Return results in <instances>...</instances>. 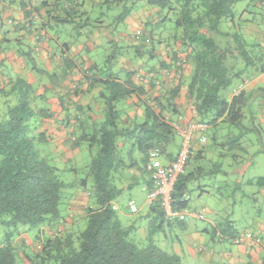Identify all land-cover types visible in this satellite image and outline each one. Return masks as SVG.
<instances>
[{"label": "trees", "instance_id": "trees-1", "mask_svg": "<svg viewBox=\"0 0 264 264\" xmlns=\"http://www.w3.org/2000/svg\"><path fill=\"white\" fill-rule=\"evenodd\" d=\"M146 1L161 9L168 8L175 18L178 29L175 40L181 44L186 52V63L192 67L187 88L197 120L208 124L222 120L241 126L245 94L241 91L228 97L225 92L236 79H243L242 74L248 67L256 64L257 55L254 56V45L244 33L232 29L223 31L221 24L234 20L235 5L243 0ZM70 3L69 11L72 1ZM129 12L125 8L118 20H124ZM69 15L70 12L60 15L57 11L53 18L64 21ZM37 32L49 40L42 27ZM141 38L140 45L134 47L135 56L153 57L155 45L152 38L147 35ZM115 52L117 54L118 49ZM176 53L174 59H177ZM260 54L264 67L262 46ZM112 58L113 55L109 61ZM179 63L182 65L184 61ZM179 63L174 64L180 67ZM33 67L39 73H46ZM124 71L123 76L112 73L105 78L92 79L93 84L102 86L99 92L101 116L83 119L84 107L80 106V117L77 115L76 119L72 147L87 144L90 152L96 151L86 166L87 176L93 178L94 199L93 205L86 210L87 226L77 235L58 232L59 227H56V231L44 239L43 249L34 255L33 264H182L177 253L162 249L153 237L164 229L166 222L170 225L174 222L184 224L185 221H170L156 203L150 204L155 217L148 231L149 243L139 246L131 237L134 227L122 225L113 204L123 191L120 186L123 173L133 166L147 169L150 150L158 148L164 155L174 142L177 132L172 120L166 118V112L179 114L177 98L181 87L165 89L150 102L145 101L144 119L132 120L124 126L117 103L132 95L146 94L144 87L133 79L137 71ZM146 77L144 82L154 88V80L158 77ZM36 92L34 83L26 77L3 79L0 74V225L5 228V232L0 233V264L17 263L13 240L23 230H39L41 226L54 222L60 224L64 191L88 186L87 177L72 182L62 180L63 170L40 153L38 146L48 142L45 132L38 131L41 118H51L53 113L39 102L44 97ZM134 152H138L139 158L133 156ZM192 154L185 173L175 185L173 198L177 209L187 208L191 183L209 173L202 166L193 167V162L197 164L200 158L196 155L192 158ZM188 166H191L189 171ZM217 168L220 169V165ZM257 183H264V178Z\"/></svg>", "mask_w": 264, "mask_h": 264}, {"label": "crops", "instance_id": "crops-1", "mask_svg": "<svg viewBox=\"0 0 264 264\" xmlns=\"http://www.w3.org/2000/svg\"><path fill=\"white\" fill-rule=\"evenodd\" d=\"M70 1H72L71 11L66 7ZM250 1H257L258 12L256 15H253L254 12L248 10L246 6L242 13L239 10L236 11L234 20L228 24L230 29L244 33L245 38L254 45L252 49L254 56L257 55L256 64L251 69L248 67L244 71V73L249 72L250 76L241 79L240 84L238 82L237 89L244 92L246 105L251 98H259L257 110L260 112V121L264 122V67H262V54H260L264 33V7L262 6L264 1H262V4L261 0ZM87 4L86 0H0V74L3 79L23 76L34 83L37 88L36 94L44 97L39 102L53 113L51 118H41L42 125L38 131L45 132L48 138L46 144L51 145L52 150L61 154L65 159L71 158L77 152L75 150L78 149L68 150L65 145L69 142L71 132L74 131L77 125V115L80 117L79 107H84V112L81 114L83 119L89 120L101 116L102 101L99 98V92L102 86L97 83L93 84L92 79L105 78V75L112 73L122 75L121 73L125 70L126 65L121 62L118 69H112L107 73L105 66L101 65L97 49L101 48L106 42L114 49L113 59L119 56L122 58L121 50L132 47V38L135 40L140 34H149L148 32H151L150 25L155 24V20H152V22L146 17V15L154 17L155 11L146 5H141L136 12H130L124 20L117 21H122L124 24V29L122 27V30L118 31L119 36H114L113 39L105 38L103 36L105 32L103 24L98 25L95 30H90L88 34L85 32V27L88 25L85 24L81 35L80 32H75V24L76 19L87 12H84ZM57 11L60 15L66 12H70V15L64 21L56 20L53 16L57 15ZM144 18H146L145 23H143ZM237 18L240 20L239 22L236 21ZM71 26L73 31H71ZM39 27H42L43 31L49 36V40L42 42L41 45H39L36 38ZM155 32H157L156 35L151 33L147 36L152 39L159 37L160 31L155 29ZM70 33L77 36L73 37ZM116 39L119 41L126 39L125 41H129V43H125L123 47L121 45V48L119 41ZM173 39L175 40V34ZM38 45L40 47L37 49ZM116 49H118L117 54ZM182 58L186 63V52H180L179 59L174 60L167 55L165 46L158 44L155 46L153 57L146 55L143 58L129 59L131 63L127 69L137 71L133 79L137 84L144 87L146 94L141 96L132 95L125 99L120 111L122 125L127 126L132 120L142 121L145 114V101L150 102V99L160 95L165 89L178 85L181 87L180 95L177 98L179 114L174 115L166 112V118L171 119L173 123L178 121L183 126L192 120L198 119L188 97L187 86L192 67L187 64L183 73H176V70L180 71V68L174 63L176 61L178 63L179 61L182 62ZM144 61L145 64H143ZM33 66L50 75L37 72ZM146 76L158 77L154 80L158 86L152 88L149 83L144 82ZM248 116L249 111H244L243 118ZM219 122H222V120L209 124V127L217 125ZM207 141L208 139L205 143L200 142L197 135L194 139L192 157L198 156L200 159L197 160V166L204 167L206 173H209L207 176H201L199 180H194L191 186L196 187L200 194L212 195L209 185L212 183V177L221 170V165L214 163L215 171H213L208 170L204 164H201V162L205 163L206 161L211 164L215 160L212 157L213 155L211 156ZM180 145L174 151L167 150V153L161 156L162 162L166 164L173 161ZM241 149L243 152H247L243 147ZM133 156L139 158L140 155L138 152H134ZM217 165H220V169L217 168ZM190 168L191 166H188L187 170L189 171ZM127 171V173H125L126 171L123 173L121 187L129 188L133 184L141 185L142 188L152 187L147 169L133 166ZM259 185L262 186L261 189L264 195V183ZM90 196L93 197V192L85 193L80 188L75 189L68 194L67 197H70L69 202L66 203L62 211L60 210L62 218L60 224L54 222L53 224L43 225L35 231L25 229L20 235L16 236L13 245L16 248L17 260L20 259L24 264H33L34 255L43 249L44 239L46 236L52 235L56 227L61 226L63 233L75 234L76 223L81 215L86 214ZM148 205L149 212L146 214L145 219L147 226L138 224L139 221L136 220L130 224L134 227L131 233L134 240L135 238L137 240L139 233L142 234V238L148 237L150 223L155 217L149 202ZM207 212L213 216L210 224L216 231L215 234H218L221 239L235 236L227 228L219 229L216 227L215 220L219 212L210 208L207 209ZM182 225L186 226L185 223ZM263 231H255V233L261 234L264 233ZM207 232H209L208 228L203 229V233ZM199 239L203 241V236H200ZM237 246L236 251L223 253V264H264V243L252 240ZM173 251L180 255L181 259L189 258L193 261H199L200 258L205 257L209 262L211 257L205 246L196 242L177 243Z\"/></svg>", "mask_w": 264, "mask_h": 264}, {"label": "rangeland", "instance_id": "rangeland-1", "mask_svg": "<svg viewBox=\"0 0 264 264\" xmlns=\"http://www.w3.org/2000/svg\"><path fill=\"white\" fill-rule=\"evenodd\" d=\"M87 5L85 7L84 14H81L76 19V33L80 32L82 35V29L84 25L85 32L88 34L89 31L95 30V28L103 24L105 32L103 33L105 38L113 39L114 36H119L118 31L124 29V24L122 21L117 22L119 15L128 8L130 12H136L141 5H146L155 11L154 17L148 16L149 21L155 20V24L150 25L151 32L149 34H157L155 29L160 31L159 37L151 39L153 45L163 44L167 50V55L174 59V53H176L177 59H179V53L183 52L182 46L179 42L173 39V35L178 33V29L174 23V17L168 8L161 9L157 6L151 5L146 0H125L120 2L118 0H86ZM260 5V4H259ZM247 6L248 10L254 12L256 15L258 12L257 1L243 0L237 2L235 5V13L239 10L242 13L243 9ZM129 12V13H130ZM240 14V13H239ZM238 14V17H239ZM156 15V16H155ZM240 20L237 18L236 20ZM146 22V18L143 19V23ZM153 22V21H152ZM230 21H223L221 24V30L226 31L230 29ZM117 26H116V25ZM71 31L73 28L71 26ZM130 33V31H128ZM147 34V35H149ZM71 36L76 37L77 35ZM171 35V36H170ZM143 35L140 34L139 37L132 38L131 45L127 49H122V58L119 56L111 61L108 60L114 52V49L105 42L97 49V54L99 55V60H101V65L105 66V70L109 73L112 69H118L119 66L125 63V70L130 66L131 61L129 59L136 58L134 45H140L142 42ZM166 38V39H163ZM117 40V39H116ZM126 39H121L119 41L120 47L129 43L125 41ZM137 43V44H136ZM149 44V42H147ZM150 46V45H149ZM175 56V57H176ZM117 57V56H116ZM175 60V59H174ZM183 63V58L181 59ZM135 61V60H133ZM132 61V63H133ZM146 62L144 61L143 64ZM188 63H183L180 65V71L176 70V73H183L184 69L187 67ZM124 67V66H123ZM252 67H250L251 69ZM122 76L125 71L121 73ZM248 73H243L242 78L245 79L249 77ZM241 79L235 80L234 84L227 89L225 94L228 97L233 96V92L238 88V82ZM239 82V84H240ZM158 86L157 83H155ZM156 97V96H155ZM259 98L254 97L248 100L246 108L244 106V111H249V116L242 119L241 126L231 125L230 122L223 121L219 122L217 125L209 127L205 134L207 135V146L211 151V156L215 159L211 164L201 162L205 165L208 170L215 171L214 163L221 165V170L212 177V183H210V188L212 195L200 194L196 187L191 186L190 192L188 194L189 204L187 206V211L190 215L187 216L185 220L186 226L174 222L168 225L166 222L164 229L159 230L155 233L153 241L160 246L162 249L169 252H173L174 247L177 243H198L203 244L211 255L208 260L200 258L198 261H193L189 258H182L183 264H223V253L227 251H236L237 244L234 243V237L237 233L243 231H251L253 233L262 232L264 230V195L262 193V186L257 183L260 178H264V122H261L260 112L257 110ZM125 100H121L117 103V108L121 111ZM76 130V127L75 129ZM74 131L71 132L70 140L65 145L67 149L74 151L72 147V142L75 137ZM181 144V137L178 133L175 134V139L172 144L168 146V150L174 151ZM181 146V145H180ZM241 147H243L247 152H243ZM41 154L46 155L49 162L52 165L62 169L61 178L65 182L80 181L82 178L87 177L88 186L86 188H80L82 192L90 193L93 191V178L87 176L86 166L90 163V160L95 155L90 152L87 144H82L78 149H76L71 158H64L61 154L56 153L52 150L51 145L46 143L38 146ZM194 157V156H193ZM192 157V158H193ZM162 160V157H161ZM196 167L195 162H193ZM122 186V184H120ZM73 190L64 191V198L60 205V210L65 207L66 203L69 202L70 197H67L69 193ZM93 197H89L88 204L93 205ZM130 200H134L138 211L132 213L129 210L128 203ZM114 206L117 207V214L125 228H129L135 220L139 221L138 224L147 226L146 224V214L149 212V205L146 197V192L143 190L141 185L133 184L129 188H123L121 195L113 202ZM213 209L219 212L216 217L217 228L224 229L227 228L231 234L235 235L233 238H220L218 234H215L212 225L210 224L211 218L213 217L207 212V209ZM203 213V218L195 217L191 212ZM87 226V217L81 215L75 226L76 235L83 231ZM208 228L209 232L203 233V229ZM56 229H54V232ZM0 232L3 234L5 228L0 225ZM133 232V231H132ZM264 232V231H263ZM63 233V232H62ZM66 234H68L66 232ZM263 234V233H261ZM137 240L135 242L139 246H146L149 243L148 237L142 238V234H138ZM203 236V241H200L199 237ZM131 237L133 238L132 234ZM248 242V241H247ZM246 243V242H245ZM244 244V243H243ZM242 245V244H241ZM180 256V255H179ZM249 262V260H248ZM16 264H24L20 259L17 260ZM246 264V263H242Z\"/></svg>", "mask_w": 264, "mask_h": 264}, {"label": "built area", "instance_id": "built-area-1", "mask_svg": "<svg viewBox=\"0 0 264 264\" xmlns=\"http://www.w3.org/2000/svg\"><path fill=\"white\" fill-rule=\"evenodd\" d=\"M71 6V3H67V8ZM138 37V36H137ZM36 38L39 45L47 40V37L40 32L36 33ZM37 46V49L40 46ZM262 53L264 64V33L262 38ZM241 89L234 90V95H238ZM176 132L181 137L180 149L170 163H163L161 160V151L158 148L151 149L149 152V161L147 169L152 181V187H144L146 192L147 201L150 204L156 203L163 211L166 219L170 221H185L190 212L187 208L177 209L174 207L173 193L178 178L185 173L189 158L193 152V143L196 135L198 140L205 143L207 140L206 130L209 128V124L204 121L192 120L186 125H181L178 121L173 123ZM128 206L131 212L136 213L138 207L134 200H130ZM195 217L203 218V213L191 212ZM58 232H63V228L59 226ZM256 241L258 243H264V233L256 234L251 231H243L236 234L234 237V243L237 245L243 244L247 241Z\"/></svg>", "mask_w": 264, "mask_h": 264}]
</instances>
